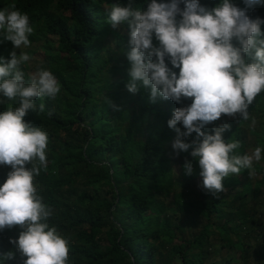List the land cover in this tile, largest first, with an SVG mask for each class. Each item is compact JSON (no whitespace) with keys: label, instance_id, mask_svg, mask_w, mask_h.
<instances>
[{"label":"trees","instance_id":"obj_1","mask_svg":"<svg viewBox=\"0 0 264 264\" xmlns=\"http://www.w3.org/2000/svg\"><path fill=\"white\" fill-rule=\"evenodd\" d=\"M128 2L0 0V10L14 3L17 10L29 16L34 31L29 36L30 45L24 46V53L30 57L36 54L40 69L51 71L60 86L55 98L35 99L36 111L24 118L48 136L47 166L41 167L38 159L33 161L40 167V174L34 176V186L42 203L52 210L46 222L50 227L55 226L68 241V264H158L157 259H162L166 245L168 256L176 252L180 264H205L202 257L210 253L211 235L219 230L228 232L230 228L238 235L255 221L249 217L239 223L237 229L231 227L234 222L230 217H223L226 212L216 208L214 196L203 189L201 170L190 156L191 148L184 153L190 156L194 171L188 175L182 165L176 174L179 173L182 185L195 196L186 202L181 192L174 191V171L166 155L172 149L169 141L176 136V131L168 126L175 104L168 102L164 106L165 99L159 97L153 102L150 89L144 87L135 94L127 90L131 65L126 56L130 39L126 24L120 26L127 32L128 41L118 57L114 59L111 57L114 54H105V37H122L108 28L106 9L113 4L125 6ZM133 2L134 7L146 10L151 0ZM221 2L199 0L201 6L209 9ZM230 2L240 9L246 7L243 0ZM180 7L183 9L184 4ZM247 14L250 18L264 19V4L248 9ZM180 18L177 16L178 20ZM261 30L264 32V25ZM153 45L159 46L155 34ZM12 50L10 41L0 43V57L10 59ZM165 63L172 68L167 57ZM24 66L20 67L28 83L30 77ZM172 70L179 74V69ZM260 95H264V91L257 97ZM0 101V111L19 106L18 98L8 100L0 95ZM41 104L44 105L42 112ZM223 123L231 125L223 133L225 142L241 144L232 155H243L245 129L237 121L224 120L221 116L202 131L213 134V129ZM262 126V133L257 134L252 129L250 132L255 137V146L264 150V122ZM184 139L191 143L197 139V134ZM32 166L26 165L29 169ZM11 170L10 166L0 165V185ZM229 178L230 175L223 181L224 186L236 184ZM263 182L264 179H260L254 186L249 181L242 184L236 193L242 206L246 195H255ZM171 203L175 205L173 209L169 208ZM187 209L199 214L202 225L190 238L173 243L175 229H178L177 223L173 224V219L178 218L174 211L182 213ZM151 218L154 227L144 229ZM22 230L19 226L0 230V264H23L26 257L9 242L18 240ZM261 247L263 255L256 264H264V239ZM9 251L15 255L12 260L5 259Z\"/></svg>","mask_w":264,"mask_h":264},{"label":"clouds","instance_id":"obj_2","mask_svg":"<svg viewBox=\"0 0 264 264\" xmlns=\"http://www.w3.org/2000/svg\"><path fill=\"white\" fill-rule=\"evenodd\" d=\"M243 2L245 9L230 0L209 9L199 0H151L142 10L129 0L125 6L113 4L106 9L113 28L122 24L129 28L127 90L135 94L140 87L150 89L153 102L157 97L176 103L182 97L191 99L190 106L176 108L168 121L169 128L177 133L172 148L177 155L191 148L190 156L201 170L202 187L215 197L225 191L226 177L239 175L242 169L254 175L253 162L261 160V147L251 154L232 155L241 144L225 142L223 133L231 128L227 123L215 127L213 134L202 131L222 114H239L242 120H249V106L264 91V19L247 14L264 0ZM33 31L29 16L14 3L0 10V43L10 41L13 45L10 59L0 57V95L19 100V106L0 111V165L12 169L0 185V230L14 226L23 229L18 240L9 241L26 257L23 264H68V241L46 222L52 210L42 203L33 182L40 174L33 161L38 159L41 167L47 166L48 136L24 118L36 111L35 99L55 98L60 92L56 77L43 68L25 82L20 66L30 56L23 52L18 55L16 49L30 45ZM153 34L158 47L153 45ZM166 57L172 68L165 63ZM173 68L179 69L178 75ZM39 109L42 112L44 105ZM178 123L185 131L181 132ZM193 133L197 139L185 142L184 138ZM27 164L33 166L29 169ZM183 167L186 174H192V161L186 160ZM14 258L11 251L5 254L7 260Z\"/></svg>","mask_w":264,"mask_h":264},{"label":"rangeland","instance_id":"obj_3","mask_svg":"<svg viewBox=\"0 0 264 264\" xmlns=\"http://www.w3.org/2000/svg\"><path fill=\"white\" fill-rule=\"evenodd\" d=\"M108 28L112 30V32H116L118 35H122L121 38L112 35H107L105 37L107 45L105 54H114V56L111 55V57H114V59H116L115 57H118L121 47L127 44V32H125L123 27L120 25L117 28H113L109 24ZM23 49L24 46H21V48L16 49V51L18 53H24ZM102 54L104 55V51L102 52ZM24 65L25 71L29 77H31L38 69H40L36 54L33 57H30V59L25 62ZM115 74L111 79H113ZM168 102H173V104H175L174 108L169 114V117L172 118L173 112L176 108L190 106L192 101L190 98L182 97L180 103H176L171 100H164L162 105L165 106V104ZM123 110V113H125L126 110ZM248 112L250 115V119L247 121L242 120V117L239 114H236L235 116L222 114L224 120H235L242 128L245 129V137L243 139L245 141L244 154H251L256 148L255 137L250 132V130H254V132H257V134L263 132L262 123L264 122V95L255 97L253 103L249 106ZM126 115H128V113ZM126 115L123 116L127 118ZM253 119L255 120L254 126L252 124ZM177 127L180 128L181 132L184 131L182 124L178 123ZM175 138L176 136L173 138V140L169 141L171 143V148ZM166 157L169 165L173 167L172 169L174 171V191L182 193L183 201H191V199L194 198L195 194L186 190V188L182 185V180L179 179V173L176 174L178 168L184 165L186 160L191 161L190 156L186 155L184 152H180L179 155H177L172 148L171 152H168ZM249 171L250 170L244 169L241 170L239 175L230 174V178H233L236 184L224 186L225 191L219 193L218 197L214 196V199L217 201L216 208L220 207L222 211L226 212V214L223 213V217L224 215L225 217H230L231 221L234 222V224H231V227L233 229H237L238 226H240L239 223L246 221V219H248L249 217H253L255 222L250 224L248 221L249 226H246V229L243 230V233L241 231L240 233H238V235H235L234 232L231 231V228L230 230H228V232L219 230L218 233L211 235L210 243L212 245L209 249L210 253L204 254V256L202 257V260H204L205 264H256L258 263L257 261H260V257L263 255V249H261V240L264 239V182L257 187V192L255 195H252L250 193L246 195L243 206L236 198V193L240 191L242 184L245 181H249L250 185L254 186V183L256 181L264 179V150H262L261 153V160L259 162H253V169L251 171H254V175H249ZM175 174L177 176H175ZM246 189L247 188H245V190ZM174 206L175 205L171 203L169 205V208L173 209ZM192 211L194 210L187 209L182 213H177L176 211H174L178 218L173 219V224L177 223L178 229H175L177 233L175 237L172 238L171 242L174 243L181 239L190 238L191 234L196 232L197 229L202 225L203 220L201 219L199 214ZM153 221V218L147 220L144 225V229H151L152 227H154ZM221 243L223 244V246L221 245ZM238 243L241 244L240 247ZM168 253L170 252L168 251V247L166 245L165 250H163L162 252V259H157V263L180 264L178 260V254L176 252L172 254L173 256H168Z\"/></svg>","mask_w":264,"mask_h":264}]
</instances>
